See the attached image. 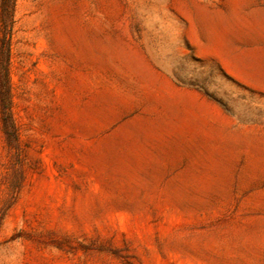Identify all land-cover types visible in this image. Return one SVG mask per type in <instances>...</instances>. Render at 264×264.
<instances>
[{"label": "rangeland", "instance_id": "374dc122", "mask_svg": "<svg viewBox=\"0 0 264 264\" xmlns=\"http://www.w3.org/2000/svg\"><path fill=\"white\" fill-rule=\"evenodd\" d=\"M0 264H264V0H0Z\"/></svg>", "mask_w": 264, "mask_h": 264}, {"label": "trees", "instance_id": "16d2710c", "mask_svg": "<svg viewBox=\"0 0 264 264\" xmlns=\"http://www.w3.org/2000/svg\"><path fill=\"white\" fill-rule=\"evenodd\" d=\"M1 1H2V7L5 11L12 8L13 0H1ZM3 69H5V68H3ZM5 101H6V103L4 104V108H5V112L8 115L9 114V110H8L9 109V100L6 99Z\"/></svg>", "mask_w": 264, "mask_h": 264}]
</instances>
